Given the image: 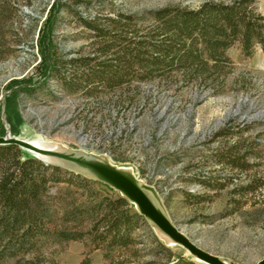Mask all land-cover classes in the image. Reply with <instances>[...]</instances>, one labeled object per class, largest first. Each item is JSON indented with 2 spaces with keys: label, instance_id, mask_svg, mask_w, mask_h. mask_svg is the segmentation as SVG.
<instances>
[{
  "label": "rangeland",
  "instance_id": "rangeland-1",
  "mask_svg": "<svg viewBox=\"0 0 264 264\" xmlns=\"http://www.w3.org/2000/svg\"><path fill=\"white\" fill-rule=\"evenodd\" d=\"M53 1L0 0V125H7L12 136L46 148L109 150L113 164L138 168L152 178L154 202L196 245L227 263L257 264L264 257L261 46L256 45L250 56L242 54L238 43L228 49L232 69L217 94L209 86L159 79L97 95H88L82 88L71 92L56 74L45 78L39 52L40 33ZM78 1L62 0L65 5L53 24L50 40L55 63L96 53L94 32L75 11L85 19L135 13L145 27L150 24L148 10L168 4L197 8L206 0H83L89 1L87 5ZM257 7L264 14V0H257ZM12 81L18 83L9 89ZM27 85L32 89L19 91L17 98L21 122L8 121L5 110L4 120L5 96ZM82 136L84 146L79 141ZM95 189L111 197L116 194L102 185ZM140 226L137 242L144 243L136 245L141 251L134 257L135 264H205L147 221ZM152 237L163 241V249ZM67 246L68 242L49 249L38 263L61 264ZM92 259L91 264L96 262ZM117 259L115 255L114 261L101 264H115ZM0 264L28 263L5 258Z\"/></svg>",
  "mask_w": 264,
  "mask_h": 264
},
{
  "label": "trees",
  "instance_id": "trees-1",
  "mask_svg": "<svg viewBox=\"0 0 264 264\" xmlns=\"http://www.w3.org/2000/svg\"><path fill=\"white\" fill-rule=\"evenodd\" d=\"M64 5L62 0L51 4L40 33L39 52L45 78L56 74L71 92L82 88L88 95H97L159 79L209 86L217 94L232 69L227 53L231 46L238 43L244 56L252 55L256 45L264 52V14L257 0H206L197 8L168 4L148 10L150 24L145 27L135 13L85 19L75 11L79 21L94 32L96 53L59 64L51 56L50 36ZM17 83L12 81L9 89ZM30 87H16L5 96L8 121L21 122L18 92H28ZM5 133L0 125V136ZM96 185L116 193L115 197L96 190ZM144 220L134 203L105 183L46 163L25 148L0 145V259L39 264V257L49 249L79 241L87 249L81 264H91L94 250L102 251L105 261H114L116 255L120 259L115 264L136 263L134 257L141 251L136 245L144 243L137 242V232ZM151 240L163 249V241ZM125 252L131 257H125Z\"/></svg>",
  "mask_w": 264,
  "mask_h": 264
},
{
  "label": "water",
  "instance_id": "water-1",
  "mask_svg": "<svg viewBox=\"0 0 264 264\" xmlns=\"http://www.w3.org/2000/svg\"><path fill=\"white\" fill-rule=\"evenodd\" d=\"M5 128L6 133L0 136V145L13 144L25 148L37 154L46 163L60 165L88 178L105 183L134 203L139 214L164 234L169 241L183 247L197 260L205 264H235L227 263L220 257L200 248L178 229L154 202L153 197L157 199L155 188L136 178L131 168L119 167L113 164L105 155L86 152L82 149L61 151L42 147L23 138L12 136L9 127L5 125ZM257 264H264V257Z\"/></svg>",
  "mask_w": 264,
  "mask_h": 264
},
{
  "label": "crops",
  "instance_id": "crops-1",
  "mask_svg": "<svg viewBox=\"0 0 264 264\" xmlns=\"http://www.w3.org/2000/svg\"><path fill=\"white\" fill-rule=\"evenodd\" d=\"M86 250H87L86 246L82 242L79 241L68 242V246L64 249V253L62 252V254L60 255L61 264H81L84 258V254L86 253ZM90 258H93L92 260L96 261L93 264L103 263L100 250H94L90 254ZM126 264H135V263H126Z\"/></svg>",
  "mask_w": 264,
  "mask_h": 264
},
{
  "label": "built area",
  "instance_id": "built-area-1",
  "mask_svg": "<svg viewBox=\"0 0 264 264\" xmlns=\"http://www.w3.org/2000/svg\"><path fill=\"white\" fill-rule=\"evenodd\" d=\"M1 98H2V96H0V100H1ZM79 139H80L79 140L80 141V144L82 146H84L85 145V142H86L85 141L86 138L82 136ZM119 141H120V139H119ZM82 149H84V148H82ZM92 153L100 154V155H105L112 163H114L113 162V158H112L113 157V154L109 150L106 151L104 149H100V150L95 151V152H92ZM123 156H124V154H123ZM131 169H132L133 173L135 174L136 178H138V179L142 180L144 183H146V184L151 185V186L154 187V182L151 180L152 178L150 176L144 175L143 173L140 174V171L138 170V168H137V171H135L134 168H132V167H131ZM152 175H153V173H152Z\"/></svg>",
  "mask_w": 264,
  "mask_h": 264
},
{
  "label": "bare ground",
  "instance_id": "bare-ground-1",
  "mask_svg": "<svg viewBox=\"0 0 264 264\" xmlns=\"http://www.w3.org/2000/svg\"><path fill=\"white\" fill-rule=\"evenodd\" d=\"M192 188H193V189H198V190L200 189V188L197 187V186H192Z\"/></svg>",
  "mask_w": 264,
  "mask_h": 264
}]
</instances>
